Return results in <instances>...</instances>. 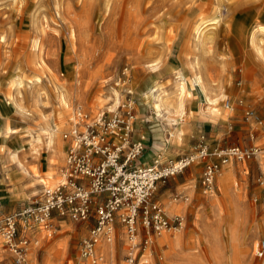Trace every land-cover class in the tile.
Instances as JSON below:
<instances>
[{
    "label": "rangeland",
    "instance_id": "obj_1",
    "mask_svg": "<svg viewBox=\"0 0 264 264\" xmlns=\"http://www.w3.org/2000/svg\"><path fill=\"white\" fill-rule=\"evenodd\" d=\"M217 1L220 23L205 27L197 45L187 37L185 23L193 22L204 4L208 5L200 16L212 14L215 0H0V129L7 127L14 131L22 143L17 150L19 161L28 170L25 174L16 162L9 163L0 149V215L38 197L43 187H55L62 182L68 187V182L81 180L78 174L67 180L70 143L63 136L78 109L86 115L85 123L93 122L100 115L128 116L130 110L131 124L138 119L153 134L149 126L153 110L140 104L138 92L146 90L148 76L170 89L176 81L177 69L193 61L196 55L203 64L204 78L210 77L216 86L225 85L222 89L225 97L220 104L229 115L222 122L211 114L191 89L192 73L188 72V88L182 95L184 109L177 113L184 131V144L192 132L190 125L193 127L198 120L208 119L227 131L230 126L234 128L224 134L225 141L219 142L221 146L238 145V138L248 139L249 145H263L264 34L258 36L261 53L250 46L248 38L253 26H264V0ZM151 63L157 66L154 71L147 66ZM16 78L24 82L19 91L14 85ZM124 88H132L133 93L125 92ZM113 90L119 96L118 107L115 112H109ZM59 93L68 99L66 104L60 103ZM12 97L20 99L23 110L12 107ZM48 124L58 127L64 157L51 153L44 145L41 130ZM37 134H41L40 144L33 138ZM1 144L4 145L0 137ZM58 158L63 161L57 169L45 173L46 162L56 163ZM239 168L243 178L234 177L232 185L249 206L251 226L259 222L260 234L255 238L258 242L264 239V171L247 164L246 174ZM114 217L111 222L114 237L110 241L102 237V242L112 247L96 250L95 264H131L126 257L130 243L121 212L117 222ZM55 218L64 223L62 229L53 223L52 236H45L38 227L29 231L34 238L27 252V264H93L81 257L83 240L88 238L92 225L68 216H55L53 222ZM191 218L188 216L181 234L184 248L194 255L188 257L193 258L191 262L181 264H237L226 233L221 236L220 246L217 243L219 260L216 262L210 245L191 243L196 240V226ZM163 232L170 241L176 230ZM236 236L241 244H246L243 233ZM139 237H145L142 228ZM35 243L39 245L32 251ZM255 246L252 241L238 264L264 263V258L254 257ZM173 252L167 242L161 244L155 236L145 250L141 245L134 264H180L173 260ZM145 259L147 262L143 263ZM0 264H13L11 251L2 236Z\"/></svg>",
    "mask_w": 264,
    "mask_h": 264
},
{
    "label": "built area",
    "instance_id": "obj_2",
    "mask_svg": "<svg viewBox=\"0 0 264 264\" xmlns=\"http://www.w3.org/2000/svg\"><path fill=\"white\" fill-rule=\"evenodd\" d=\"M129 113L130 110L128 116L100 115L93 122L85 123L86 115L77 110L70 129L63 136L70 143L67 180L74 174L80 175L81 180L68 182V187L64 182L55 187H43L38 197L15 211L0 215V236L11 251L13 264H27L32 239L30 230L38 227L45 236H52L55 216H68L74 221H86L92 225L88 238L83 240L81 257L86 260L90 256L93 261L97 258L93 252L100 232L103 231L102 237L107 241L114 237L113 227L106 231L104 227L118 210L130 243L127 261L134 264L141 245L145 250L155 236L166 230H176L183 221L178 216L168 218L163 206L154 200L160 181L178 175L210 155L216 156L221 163L230 160L247 163L259 156L264 158V144L247 147L219 145L209 150L208 145L201 141L193 151L173 159L138 163L136 160L144 149V136L133 139V130L129 127L133 116ZM216 171L214 162L203 165L201 183L206 190L213 187ZM258 181L263 184L262 180ZM141 228L145 232L143 239L139 237ZM21 230L27 233L20 234ZM253 255L264 258V239L257 242Z\"/></svg>",
    "mask_w": 264,
    "mask_h": 264
},
{
    "label": "crops",
    "instance_id": "obj_3",
    "mask_svg": "<svg viewBox=\"0 0 264 264\" xmlns=\"http://www.w3.org/2000/svg\"><path fill=\"white\" fill-rule=\"evenodd\" d=\"M241 22V26L244 27V20ZM183 109L184 104L181 113L183 112ZM228 115L229 114H227L226 116H215L219 117L222 122H225ZM133 123V139L137 140L140 139L141 136H144V139L142 140L144 149L142 155L136 161L138 163L145 164H150L153 161H167L183 153L193 151L194 148L202 140L207 143L209 148L217 147L220 144L219 142L225 141V138L223 137L224 134L227 132L229 133L234 129L232 126H230L227 131V129L218 127L217 123H214L211 120H198L193 125V127L192 125H190L192 128V132L189 139L187 140V144H184L185 138L183 131L181 140L182 143L178 145H172L168 141V132H166V129L153 128L151 126V123H149V126L153 131L152 134L149 132L148 128L142 126V122L140 120L135 119ZM169 128L170 127H168V129ZM143 133H145L146 135ZM150 134H152V136H150ZM191 138H193V142H191ZM236 142L240 147H246L250 144L248 139L238 138ZM259 157L251 159L247 163H240L231 160L227 163H221L216 156L210 155L205 160H201L186 168L178 175L160 181L157 185V189L153 195V198L163 206L165 214L168 218H174L178 216L183 219L182 228L185 227V222L188 221V216L191 215L192 222H195L196 226V228L194 229V237L196 240L192 241L191 243L201 244L204 247L206 245L209 246L210 240H212V238L216 236L220 246L221 236L224 233L228 234L230 238L231 234L235 233V235H238L241 232L246 236L245 247H248V245L251 244V242L259 236L260 225L259 222L256 221V225L253 224L251 226L248 211L249 206L243 200H241L239 195L235 192L236 189L232 185V179L234 177H238L239 179H241V177L243 178L239 166L241 167L242 172H245L244 167H247V164L251 167H254L256 165L263 172V168H261L260 164L262 158L260 157L261 160L259 163ZM62 161V158H58L56 163H53L50 160L47 161L43 167L44 172L48 173L57 169V166H59ZM206 162H214L217 164V171L211 190H206L201 183L202 168ZM245 173L247 174V171ZM246 174L244 175V178L246 177ZM120 212L121 211L117 212L114 217L116 222L119 219ZM53 223L59 229H62L64 221L59 218H55ZM228 223L232 224L228 225ZM26 233L27 232H25L24 230L20 231V234ZM188 234L192 233L188 232ZM31 237L34 238V235H32ZM158 238H161V236H156L157 241ZM172 240H174V237L170 241ZM109 246L103 243L102 246L97 247L96 250L98 251L99 248L106 250L108 247H112L111 245ZM33 248L34 247L32 246V249ZM173 251L174 261L180 264L187 261H192V259H188L189 256H192V252L184 248V240L182 238V234L180 235L178 245L174 246Z\"/></svg>",
    "mask_w": 264,
    "mask_h": 264
},
{
    "label": "bare ground",
    "instance_id": "obj_4",
    "mask_svg": "<svg viewBox=\"0 0 264 264\" xmlns=\"http://www.w3.org/2000/svg\"><path fill=\"white\" fill-rule=\"evenodd\" d=\"M215 3H216L215 7L214 6L212 7V14L206 15L204 17L200 16L201 13L206 9V7L208 5V4H204V5H202V7H200L201 9H199L198 14L196 16H194L195 19L193 20V22L188 20L185 23V24H187V26L185 27L186 33L188 32L187 37H189L190 40L193 41V43L196 42L197 45L201 41L200 38L202 37V32H203L205 27H207L209 25H216V24L220 23L219 22L220 18L218 16V12L216 11L217 7H218V5H217L218 1L215 0ZM198 5H201V4H198ZM256 25L257 26H253L252 29L250 30V36L248 39H249L250 46L253 47L257 53H261V47L259 46L258 36L260 34H264V26L259 25V24H256ZM197 49H198V47H197ZM147 66L150 68V70H153V71L157 67L155 63L148 64ZM204 70H206V69H204ZM188 72L192 73V75H190V80H189L190 81V87L193 90V92H195L196 97L199 98V101L204 103L206 108L211 110L215 115L226 116L228 114V111L223 109L221 107V104H220V101L222 99H224V97H225L223 90H222L223 86H225V85L222 84V86H220V85L216 86L215 82H213L210 77L204 78L205 73L203 71V64L200 61V59H198L197 55H196V57H194L193 61H188L186 65L183 64L180 69L179 68L177 69V71L175 72L176 81H175V83L173 82L174 84L170 89H167L163 85L161 86V84L156 82L157 80L155 81L154 79H151L148 76L147 79L145 80V84H146L145 89L146 90L140 91V93L138 92V96L140 98V104L144 107L151 106V108L153 110V115L151 114V118H150L151 119V122H150L151 126L153 128L162 127L164 129H166V132H168V134H167L168 141L172 145H174V144L178 145V144L182 143L181 140H182L183 130L181 129V126L178 123L179 119H178L177 113L183 107L182 95L184 94V92L188 88L187 87V81H186L187 80L186 74ZM14 83H15L14 85L17 87L16 90L18 89V91H19L20 86H22L24 84L23 80L20 78H18V79L16 78V81ZM124 90H125V92H127L129 94L133 93L132 88H124ZM112 97H113V99H112L113 105L108 104L109 105L108 106L109 112H115L116 111L115 107L116 108L118 107L117 102H118L119 96L115 90L112 91ZM12 99H13V97H12ZM58 99H59L61 104H66V100H68L64 97L63 94H60V93L58 94ZM11 101H12V103H11L12 107L14 106L17 109L23 110L21 103H20V99H18L17 97H14V99ZM18 112H19V110H18ZM214 114H212V115H214ZM131 123L132 122L130 121L129 127L132 128L133 125ZM168 127H170V128L168 129ZM9 129L10 128H7V127H3L0 129L1 141L4 144V145H2V144L0 145V149L2 148V155L5 154L4 158H6L9 161V163L16 162L17 165L21 166L22 172L26 174V173H28V170L21 163V161H19L18 153H17V150L20 146H22V143L17 138V136L14 134V131L12 130L13 132H11ZM41 131H42L41 134H43V136H44L45 147L48 150H50L51 153H54L57 155L60 154L61 157H64L61 154L62 153V144L58 140V135H59L58 127L55 125L51 126L48 124V126L43 128ZM41 134H37L36 137H33L34 141L36 143H39V144L41 143ZM35 146H36V144H35ZM32 149H34V148H32ZM260 157H259V163L261 160ZM4 158H2V159H4ZM260 164H261V168H263V171H264V158H262V161ZM213 197H214V195H213ZM263 208H264V202H263ZM111 222L112 221L109 222L110 224L107 226V229H110L112 227L113 224H111ZM181 224H182V222H181ZM229 224L231 225L232 223H228V225ZM105 229H104V231H106ZM236 230H237V228H236ZM181 232H182V226H179L176 229V233L174 235V240H172L174 242H172V241L169 242L166 234H163L165 232H162L161 233L162 236H161V238L158 239V242L161 244L164 242H167L169 244L170 248L173 249L174 246H177L179 243V238H180ZM102 233H103V231L100 232V236L97 238V241L94 245V252H93L94 256H96L97 247L102 246V244H103ZM230 236H231L230 237V240H231L230 244L232 246L231 248H232V255H233L232 257L234 258V262L238 264V262H240L239 259H240L241 255L243 253L247 252V250H246L247 247H245L246 244L240 243V241L238 240L235 233L231 234ZM256 242H257L256 239H254L253 240V246H255ZM209 243H210V247H211L212 256L214 257L215 262H216L219 260V257H218V255H219L218 251L219 250H218V244H217L218 243L217 237L216 236L213 237ZM36 245L38 246L39 244L35 243L32 246L35 248ZM34 248L32 249V251L34 250ZM244 248H245V250H244ZM167 252H166V254L168 255ZM49 255L50 254H48V256ZM193 255H194V253H192V256ZM170 259H172V258H170ZM86 260H87V262H89V263L92 262L93 264H95V262H96V261H92V258L90 256L87 257ZM165 260L166 259H164L163 261H165ZM144 262L146 263L147 259H145L143 261V263ZM43 264H46V262ZM48 264H49V262H48Z\"/></svg>",
    "mask_w": 264,
    "mask_h": 264
}]
</instances>
